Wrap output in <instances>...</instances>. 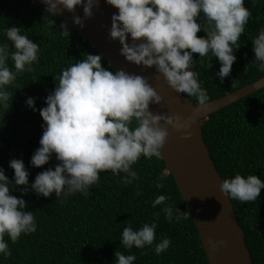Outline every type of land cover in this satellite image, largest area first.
<instances>
[{
	"label": "clouds",
	"instance_id": "obj_1",
	"mask_svg": "<svg viewBox=\"0 0 264 264\" xmlns=\"http://www.w3.org/2000/svg\"><path fill=\"white\" fill-rule=\"evenodd\" d=\"M42 2L46 5L45 11L54 15L59 6L69 12L82 6L84 18L73 17L74 24L81 29L84 21L93 17V9L97 7V0ZM106 2L118 10V14L112 16L109 38L121 45L120 55L130 64L144 69L154 67L172 88L194 97L198 109L207 105L209 96L199 82V74L192 70L196 63L193 54L198 53L201 61L209 53L217 58L221 67L216 76L223 82L231 74L236 61L234 53L239 50L238 42L252 16L245 7V0ZM201 13L207 22L204 28L197 19ZM60 27L63 35L70 34L67 23ZM201 31L207 34L206 37L197 36ZM6 37L15 51L10 52L8 44L0 43V108L3 109L9 108L10 101L12 104L9 86L19 74L34 71L33 65L39 61L40 51L39 44L21 34L20 28L6 29ZM252 43L255 54L252 66L264 72V29ZM9 59L13 62L12 67H9ZM102 65L101 55L88 54L62 71L54 92L45 100L46 107L37 110L35 99H26V106L34 112L39 111L44 121L40 147L31 158V167L42 168L53 156L59 163L54 169L49 167L39 173L30 186V173L22 159H13L9 163L14 170V184L0 168V256L12 255L5 236L15 244L22 234L37 230L34 213L26 211V201L11 195L10 189L24 186L22 195H27L30 187L37 197L48 198L55 193L58 200L76 193L88 197L91 186L99 182L100 173L109 170L114 176L126 174L123 182L130 184L139 179L132 166L141 156L150 159L162 155L160 149L169 135L167 125L162 121L171 124L176 131H188V124L179 122L178 117L152 113L150 105L161 104L162 97L145 77L124 70L113 72ZM157 185L164 187L160 181ZM262 189L264 181L256 175L236 174L234 178L223 179L220 185L224 196L242 204L256 201ZM168 199L159 195L152 204L165 205L163 212L170 223L173 219L179 221L190 217L168 205ZM156 229V223L145 222L138 230L127 223L120 243L129 250L155 244V253L159 256L168 250L171 240L164 238L155 243ZM115 257V264H134L136 260L134 254L125 255L118 250Z\"/></svg>",
	"mask_w": 264,
	"mask_h": 264
},
{
	"label": "trees",
	"instance_id": "obj_2",
	"mask_svg": "<svg viewBox=\"0 0 264 264\" xmlns=\"http://www.w3.org/2000/svg\"><path fill=\"white\" fill-rule=\"evenodd\" d=\"M245 7L252 16L238 42L240 47L234 53L236 61L229 77L221 82L216 76L221 65L211 53L202 61L198 53L193 54L196 63L192 70L199 74L208 101L264 77V72L252 66L255 61L252 41L264 29V0H245ZM45 9L46 6L33 4V0H0V43L8 44L10 52L15 51L6 37V29L16 27L40 48L34 71L19 74L8 88L13 95L12 104L10 101L8 109L0 108V168L13 184L14 170L9 167L13 159L23 160L30 173L29 186L39 173L49 167L54 169L59 163L53 156L44 167H31V158L40 147L44 121L39 111L26 106V99L33 97L37 110L46 107L45 100L54 92L64 69L88 54L100 55L69 25L70 34L63 35L60 25L65 22ZM197 19L202 28L207 27L203 13ZM206 35L203 31L197 33L198 37ZM8 64L13 66L11 59ZM102 66L113 71L104 58ZM183 95L197 103L194 97ZM202 133L222 180L241 174L256 175L264 181V88L210 115L202 124ZM132 170L139 179L130 184L123 182L124 173L114 176L110 170L101 172L88 197L76 193L58 200L55 193L48 198L37 197L30 187L27 195H22L24 186L10 189L11 195L26 201V211L34 213L37 230L22 234L15 244L5 236L12 255L0 256V264H115L117 250L125 255L134 254V264H209L191 217L173 219L170 223L163 212L165 205L152 204L157 196L165 195L169 197L168 205L187 213L161 156L150 159L141 156ZM157 181L164 187H158ZM231 202L253 264H264V189L254 202ZM145 222L157 224L155 243L164 238L171 240L168 250L159 256L155 244L129 250L120 243L127 223L138 230Z\"/></svg>",
	"mask_w": 264,
	"mask_h": 264
},
{
	"label": "water",
	"instance_id": "obj_3",
	"mask_svg": "<svg viewBox=\"0 0 264 264\" xmlns=\"http://www.w3.org/2000/svg\"><path fill=\"white\" fill-rule=\"evenodd\" d=\"M86 2V0H85ZM35 5L46 6L42 0ZM91 19L84 21L81 29L73 22L74 16L84 18L82 6L69 12L59 6L57 16L88 42L116 72L124 70L145 77L162 102L150 105L153 114L166 113L188 124V131H176L166 121L169 135L160 149L168 173L171 174L200 236L201 245L209 264H253L244 240V231L238 223L232 202L220 191L222 179L204 142L202 124L221 109L264 88V77L198 109L197 103L189 101L181 92L172 88L156 69H144L130 64L120 55L121 45L109 38L112 16L118 10L106 0H97ZM131 44V37L128 38ZM188 136L187 139L184 137ZM223 242L222 244L219 242Z\"/></svg>",
	"mask_w": 264,
	"mask_h": 264
}]
</instances>
